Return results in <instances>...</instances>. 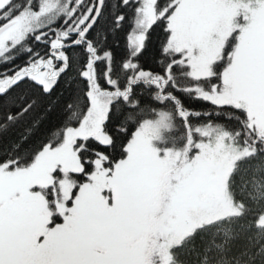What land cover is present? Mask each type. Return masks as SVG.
Masks as SVG:
<instances>
[{"label": "snow or ice", "instance_id": "obj_1", "mask_svg": "<svg viewBox=\"0 0 264 264\" xmlns=\"http://www.w3.org/2000/svg\"><path fill=\"white\" fill-rule=\"evenodd\" d=\"M217 162H264V0H0V264H160Z\"/></svg>", "mask_w": 264, "mask_h": 264}, {"label": "trees", "instance_id": "obj_2", "mask_svg": "<svg viewBox=\"0 0 264 264\" xmlns=\"http://www.w3.org/2000/svg\"><path fill=\"white\" fill-rule=\"evenodd\" d=\"M186 103L201 107L191 100L186 99ZM228 191L234 202L240 204L238 212L185 236L171 248L170 264H233L237 256L241 264H264V252L257 254L264 248V226L257 224L260 212L264 211V162L261 171L252 170L242 180L228 184ZM245 251L252 260L241 256Z\"/></svg>", "mask_w": 264, "mask_h": 264}, {"label": "rangeland", "instance_id": "obj_3", "mask_svg": "<svg viewBox=\"0 0 264 264\" xmlns=\"http://www.w3.org/2000/svg\"><path fill=\"white\" fill-rule=\"evenodd\" d=\"M226 174V168L217 162L206 180L178 208H166V222L160 232L164 239L157 249L161 264H170L171 248L193 230L238 212L240 204L229 194ZM257 224L264 226V211L260 212Z\"/></svg>", "mask_w": 264, "mask_h": 264}]
</instances>
